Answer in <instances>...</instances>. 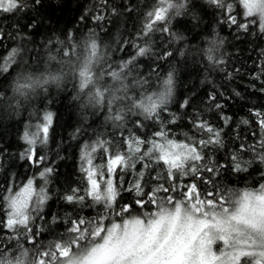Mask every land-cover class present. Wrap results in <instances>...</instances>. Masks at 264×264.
Masks as SVG:
<instances>
[{
  "label": "trees",
  "instance_id": "trees-1",
  "mask_svg": "<svg viewBox=\"0 0 264 264\" xmlns=\"http://www.w3.org/2000/svg\"><path fill=\"white\" fill-rule=\"evenodd\" d=\"M176 149L186 158L163 156ZM28 183L19 219L12 196ZM262 186L264 11L241 0L0 8V264L84 257L111 228L179 207L228 217Z\"/></svg>",
  "mask_w": 264,
  "mask_h": 264
},
{
  "label": "rangeland",
  "instance_id": "rangeland-1",
  "mask_svg": "<svg viewBox=\"0 0 264 264\" xmlns=\"http://www.w3.org/2000/svg\"><path fill=\"white\" fill-rule=\"evenodd\" d=\"M241 1L247 12L264 11V0ZM10 4L11 0H0V8ZM176 151L167 150L163 156L174 163L186 158L181 150ZM116 164L113 161L109 166ZM33 193L31 183L14 193L13 215L25 216ZM179 210L157 213L149 223L136 220L121 229L113 227L94 252L67 258L61 264H238L240 252L247 253L246 264H264V186L243 193L228 217L194 216L188 211L189 216L184 217ZM219 239L235 249L227 258L212 250Z\"/></svg>",
  "mask_w": 264,
  "mask_h": 264
}]
</instances>
